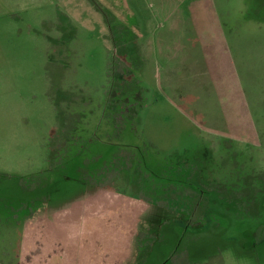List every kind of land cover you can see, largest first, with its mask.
<instances>
[{"label":"rangeland","instance_id":"1","mask_svg":"<svg viewBox=\"0 0 264 264\" xmlns=\"http://www.w3.org/2000/svg\"><path fill=\"white\" fill-rule=\"evenodd\" d=\"M13 1L0 13V264L27 215L30 235L61 222L137 234L140 264H264V0ZM208 40L210 57L166 86L162 64Z\"/></svg>","mask_w":264,"mask_h":264},{"label":"crops","instance_id":"2","mask_svg":"<svg viewBox=\"0 0 264 264\" xmlns=\"http://www.w3.org/2000/svg\"><path fill=\"white\" fill-rule=\"evenodd\" d=\"M13 0H0V13H4L6 11H11L14 7ZM184 1H182V4ZM176 25L175 23L173 26ZM118 33V32H117ZM197 36V34H182V40L190 37ZM173 38L163 37L162 39L165 41L164 44L160 45L161 55H166V58L171 55V47L175 46L172 43H168L170 40H178L172 34ZM206 41L202 44H195L193 47L191 45H184V52L186 51L183 60L180 61L179 65H176L174 68L172 64L166 63L163 65V71L166 70L163 82H165L166 86L172 85L175 81V77L178 76L179 70H184V65L188 60L196 61L197 57L208 56V48L212 49L213 46H210L214 42ZM220 41V38H219ZM216 41L217 46L221 43V41ZM204 52L202 53V51ZM198 54V55H197ZM195 58V59H193ZM202 58V57H200ZM199 58V59H200ZM172 60V59H171ZM170 60V61H171ZM198 60V59H197ZM191 65V64H190ZM188 65V66H190ZM204 71V69H202ZM202 71V72H203ZM198 79L201 78V73L198 72ZM217 120V119H216ZM214 120V121H216ZM219 123H224V126L221 128L226 131L227 135H232L233 131H235L239 124L234 120L233 124L232 120H219ZM230 125V126H229ZM95 210V209H94ZM32 219L31 215H27L24 221V225L26 227L23 230L24 236H22V244L19 246L18 256L13 259L9 264H140L142 263V258L137 253V248L139 246L140 241L135 244V235L131 234L129 231L123 232L120 236L122 239L117 240L116 237L108 236L107 230L104 229L102 233L104 234L103 238H99L95 236V231L90 234V229L84 230V234H66L64 233V224L61 222L57 224L56 229L57 233L52 235H48V233L35 232L37 234H31L28 232L29 229H32ZM63 224V227H62ZM112 224V223H110ZM80 226V225H79ZM86 225H84V228ZM92 226V225H91ZM111 226V225H110ZM112 227V226H111ZM110 227V228H111ZM60 228V229H59ZM128 230V229H127ZM138 230V229H137ZM60 232V233H58ZM137 238V237H136ZM138 245V246H137ZM149 251V250H148ZM138 256V258L136 257ZM8 264V263H7Z\"/></svg>","mask_w":264,"mask_h":264},{"label":"trees","instance_id":"3","mask_svg":"<svg viewBox=\"0 0 264 264\" xmlns=\"http://www.w3.org/2000/svg\"><path fill=\"white\" fill-rule=\"evenodd\" d=\"M199 196V195H198ZM201 196V195H200ZM194 201H192V203H194V204H196L197 203V200H195V199H193ZM187 209H188V207H187ZM190 219V222H194L193 220H196L195 218H192V217H190L189 218ZM189 224H187L186 226H188Z\"/></svg>","mask_w":264,"mask_h":264}]
</instances>
